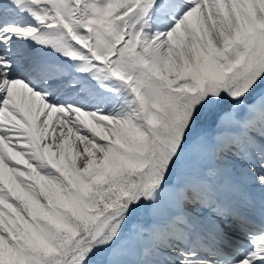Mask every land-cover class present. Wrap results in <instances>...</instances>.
<instances>
[{
    "label": "rangeland",
    "instance_id": "rangeland-1",
    "mask_svg": "<svg viewBox=\"0 0 264 264\" xmlns=\"http://www.w3.org/2000/svg\"><path fill=\"white\" fill-rule=\"evenodd\" d=\"M173 1L166 9L159 5V0L32 2L35 7L41 5L47 10H42L43 14L50 16L45 24L57 22L54 28L62 33L60 37L65 39L68 53L79 61L81 58H89L90 54L89 62L93 63L96 70L105 71L106 75L101 78H107L108 86L112 87L117 96L126 98L125 115L119 114L114 118L122 117L121 120L127 126L121 128V135L117 132L109 142L108 148L111 150L101 151L97 147L94 153L81 154L80 160L74 161L65 151L69 161L54 176L49 175L44 168L34 171L37 172V181L34 172L22 173L32 178L33 191L30 197H24L25 207L15 201L6 202L7 213L3 215L0 224V264H100L106 259V252L129 236L125 228L130 227L134 236L144 232L139 227L143 221L149 219L153 222L152 217L158 215L152 208L154 190L180 184L185 179L186 175H182L181 181L178 178L175 181L174 177L176 173H183L178 163L180 156L200 153V149L207 150L210 144H216V139L222 141L226 134L221 132L228 129H232L228 132L229 146L226 144L227 149L222 148V152L216 156L220 163L228 164L243 182L226 178L214 169L209 173L211 179L215 180L212 189L227 191L219 185L222 176L223 181L229 180V187L237 185L243 195L246 191L250 193L249 188L256 186L257 181L264 182V133L257 134L255 129H248L250 126L239 133L238 128H231L233 126L228 124L232 117L241 115L258 100L264 103V0H240V4L245 5L255 21L257 32L252 33L244 28L232 0H204V5L208 2L211 5L210 11L206 7L202 8V3H198V6L193 0H175L174 4ZM183 5L185 11L180 14L177 11ZM113 8H120L119 20L111 17ZM193 11L199 15L196 18L197 25L201 27L205 38L200 43L201 47L196 46L192 32L185 24L188 22L185 17L190 19ZM156 12L160 14L158 17ZM213 22L218 25L215 27L218 29L216 34L211 32L214 29ZM161 27L162 30L158 29ZM140 33L147 37L142 44L138 41ZM163 34H166L165 45L157 46ZM232 52L237 56L231 57ZM209 56L217 59L218 70L206 65ZM222 62L225 64L222 65ZM10 86L18 91L22 89L14 83H10ZM32 92L38 96L43 93ZM250 92L252 94L248 96ZM133 95L141 102L139 118L134 117L131 102ZM223 95L227 99L226 103L230 104L218 113L215 122L211 124L209 118ZM229 98L235 100L230 102ZM43 103L56 109L59 119L67 118L69 112L66 105L51 101ZM99 103L103 105V101ZM37 105L34 104L35 110ZM259 111L262 109L259 108ZM101 113L111 118L110 114ZM198 115L205 116L196 124ZM69 117L67 122L74 120ZM256 123L258 121L254 119L253 125ZM45 127L43 122L40 130L44 135H53L52 128L47 131ZM76 127L82 126L76 124ZM219 144L215 145L217 149ZM241 145L245 151L246 146L252 147L247 150V159L252 161L244 159L240 154L237 155L239 157L235 156L234 153L238 154L236 148ZM52 146L49 147L50 151L54 150ZM259 146L263 149L253 152ZM81 148L80 145L77 150L81 151ZM236 159L242 164L234 165ZM191 184L192 187L198 186L194 182ZM257 188L263 191L264 183ZM186 191L191 193L190 190ZM242 194L233 195V202L247 207L241 202ZM248 204L258 209L260 218L264 219V213L258 207L260 202L257 205L251 198ZM196 206L204 208L203 211L207 210L209 215L218 213L205 204ZM229 208L235 209L234 206ZM200 210L195 208L187 211L193 218L201 214L205 216L206 213ZM219 210V213L224 211L221 208ZM240 210L236 209L237 212ZM243 214L238 213V216L246 222L242 230L247 233L249 218ZM210 219L220 224L216 218L211 216ZM183 221L184 218L179 220ZM169 224L167 231L174 230L171 226L173 223ZM183 224L188 226L185 222ZM221 226L224 227L222 223ZM97 227L100 229L97 230ZM169 233L170 238L165 241L174 247H167L164 243L156 246L163 251L171 250L168 253L173 254L181 264H190L183 257L179 259L182 254L177 253H186L181 251L186 248V243L178 239L175 240L181 246L169 242L176 235ZM97 238L99 240L95 241ZM139 241L150 243L149 239ZM193 250L189 248L188 252Z\"/></svg>",
    "mask_w": 264,
    "mask_h": 264
},
{
    "label": "bare ground",
    "instance_id": "bare-ground-1",
    "mask_svg": "<svg viewBox=\"0 0 264 264\" xmlns=\"http://www.w3.org/2000/svg\"><path fill=\"white\" fill-rule=\"evenodd\" d=\"M160 1L159 5H162L166 9L173 0ZM232 1L235 8L239 11V18H241L240 20L244 28L250 33L257 32L252 13L245 9V5L243 6L240 4V0ZM32 2H41V0H0V21H5L0 25V55L5 54L4 60L0 58V224H2L3 215L7 213V200L10 202L15 201L19 206L25 207L24 203L26 201L24 202V200L30 197V192L33 191L32 178L24 176L22 173L25 171L30 173L34 172L37 168H44L49 175L54 176L60 173L59 170L65 168L69 161L65 156V151L73 161L75 159L80 160L81 154L89 155L94 153L98 150L97 147H100L101 151H107V149H109L108 145H110L109 142L114 139L115 134H117V132H122V129L127 126L125 121L121 120V116V118H114L117 115L119 116V114L125 115L124 103H126V98L117 96L112 87L108 86L109 82L107 78H101L106 75L105 71L96 70L93 63L89 62L91 57L90 54L89 58H81L82 60L79 61L76 57L68 53L65 39H62L60 37L61 32H57L54 28L57 22L55 21L54 24H45V22L50 19V16L42 13L44 9L41 5L35 7ZM194 2L197 4L202 3V8L206 7L208 11L211 9L209 2L206 3L207 5L209 4V6L206 4L204 5V0H195ZM194 8H196V6H194ZM119 10L120 8H113L111 17L114 19L118 18L119 20L121 15ZM44 11L46 12L47 10ZM156 15L158 17L160 14L156 12ZM198 16L199 15L193 11L190 13V19H188V16L185 17L188 21L185 24L192 32L196 46L201 47L202 45L200 43L205 38L203 37L201 27L197 25L196 18H198ZM27 23L32 24L33 27L28 26ZM215 27H218V25L216 22H213L212 28L214 29L211 31L213 34L218 32V29H215ZM149 34H151V32ZM165 38L166 34L159 37L157 46L162 47L165 45ZM146 40L147 37L140 33L138 37L139 43L142 44L146 42ZM2 42H4V44ZM182 44H184V42H182ZM230 56L234 58L237 55L232 52ZM20 57L22 59L29 57L32 63H38V68L35 70L37 72L34 71V73L29 70L31 74L26 80L19 76L16 79L24 82L33 80V78H38V76L42 75L48 76L38 83L34 82L36 79L33 80L31 85L35 86V89L42 88L43 90L44 88L49 91L52 90L54 100H58V102H67L75 106V109H68L71 115L67 114V118L59 119V112L51 108V106L47 107L43 103L44 101L41 97L33 94L27 89L22 88L18 91L10 86L9 81L11 80L8 81V78L10 77L11 79V74H13L12 71L15 69V66L18 68ZM3 61H7L8 63H5V65ZM225 62H222V65H224ZM220 64L221 63H219V65ZM206 65L216 70L218 68V61L216 58L209 56ZM18 73V75L21 74L20 72ZM63 83H65L66 86L68 85L65 92H63V90L61 91L65 85L59 87ZM55 96H57V99ZM102 101L103 105L99 103ZM34 102L38 104L36 110L39 112H36L34 109ZM131 102L133 103V105L131 103L134 110L133 112H135L134 117L139 118L141 102L136 95H133ZM263 107L264 103L258 100L252 107L245 109L241 115L234 118L232 117L228 124L233 126L231 128H238L237 131L239 133H243L248 126H250L248 129H255L257 134L258 132L264 133ZM259 108L262 109V111H259ZM101 111L110 114L111 118L108 115H103ZM69 116L74 120L67 122ZM254 119H256L258 123L253 125ZM43 122L46 125L45 129L47 131L52 128L51 132L53 135H51V133L48 136L44 135L40 130ZM76 124L82 127L77 128ZM228 130L229 131L226 132L224 131L225 133L221 132L222 134H226L221 139L222 141L215 140L216 144L220 143L218 149L215 146L216 144L213 143L210 144L207 150L200 149V153L193 152L190 153V155L187 154V156L185 155L186 153L182 154L178 159V163L183 173H176L174 177L175 181L177 180L176 178L181 181L182 175H186L185 179L182 180L180 184L172 185L168 188L162 186L156 189L152 195L153 209L156 211V214L170 219L169 223H173L171 226L174 227V230L166 231L165 233V227L169 228L170 224L169 226L164 225V222H162L163 218H158V215H154V218H158L157 224L159 231L151 233L146 229V232L142 233L143 238L150 239L151 242H149L152 247L149 243L139 242L138 238L135 239V236H133V238L127 237L118 246L110 250L108 249L109 251L106 252V259L101 261L100 264H163V262L165 264L166 260H170L171 264H181V262L174 259L175 256L173 254L162 252L158 246H156L159 243H164L167 247H174L165 241L167 238H170L168 236V234H170L169 232L176 234L172 236L174 239L169 240V242L181 246L182 244L175 239L180 241L183 240L186 243L187 249L190 247L197 248L187 252L188 255L186 254V257H183L185 261L190 262V264H195L198 261V258H192L190 255L197 254V252L204 247L215 249L213 251L221 249L218 250L220 253L223 255H230V249L225 248V242H229V234L224 236V234L216 233L215 230H219L216 227L217 222L211 221V216L207 213V210L203 211L204 208L196 206L197 204H205L209 209H212V211H220L219 208L223 209L224 211H221L223 214H229L226 218L216 213L212 218L228 222V227H224L225 229L232 228L244 236H251V234L249 232L243 233L242 229L246 225V222L241 220L242 218L238 216V213L242 214L244 212V217L251 218L258 223V227L264 228V219L260 218L259 210L248 204V199L251 198L257 205L258 202H260L258 207H260L262 213H264V190L260 191L257 188L262 186L264 182L257 181L256 186H251L249 188L248 191L250 193L246 191L243 195L242 190L238 188L237 185L229 187V180L227 182L226 180L223 181V176L240 180V178L234 174L235 172L232 171V168L228 164L220 163L216 156V154L222 152V148H226V144L229 146V141H227L229 137L228 132L232 129ZM84 133L90 137L91 140L87 139L85 135L83 137L82 135ZM93 142L97 143V145H93ZM52 145L54 146V150L50 151L49 147ZM80 145L82 146L81 151L77 150ZM231 147L232 146H230V148ZM236 147L237 146H233L232 148ZM246 148V151L243 145H241L240 148H236L238 154L234 153L236 154L235 156L239 157L237 155L240 154L244 159H247V150H250L252 147L246 146ZM262 149L263 148L259 146L254 148L253 152L257 153ZM235 162L237 163L234 165L242 164L239 159H236ZM214 169H217L223 175L222 178H219V185L222 189L227 191L219 192L217 189H212L213 185H215V180L211 179L209 173ZM213 175L215 176V173ZM34 179L35 181L38 180L37 172L35 173ZM48 180L50 179L48 178ZM175 181L174 183H176ZM202 181H204V183H201ZM193 182L196 185L198 184V186L192 187L191 183ZM186 190H190L191 193H187ZM241 194L243 199L241 202L247 205V207H243L241 204H234L233 202V195L241 196ZM258 195H260V197H258ZM212 197H216L217 199L214 200ZM189 202L191 203L188 205ZM231 206H234L235 209L229 208ZM184 207L187 214L189 213L187 210L191 211L195 208L201 209L200 211L206 214L205 216L201 214L196 218H193L189 214L185 217L179 216L177 213ZM237 208H241L240 212L236 211ZM208 212L210 211L208 210ZM202 216L208 219V221L205 222ZM181 218H184L183 222H185V224L187 223L188 226H184L183 222H179ZM187 218L192 219V221L187 220ZM176 219L177 223L174 221ZM96 229L99 230L100 227ZM261 234L263 236L259 237ZM256 235L258 236H254V245L252 244L250 247L248 255L237 264H262L264 262V254H262L264 253V242L260 240H264V231ZM142 237L140 236L139 238L141 239ZM217 237L220 238V240Z\"/></svg>",
    "mask_w": 264,
    "mask_h": 264
},
{
    "label": "trees",
    "instance_id": "trees-1",
    "mask_svg": "<svg viewBox=\"0 0 264 264\" xmlns=\"http://www.w3.org/2000/svg\"><path fill=\"white\" fill-rule=\"evenodd\" d=\"M233 95H234V94H233ZM234 96H235V95H234ZM220 99H221V100H218L217 103L215 104V105H217V106L215 107V110H214V112H213L214 114H212L211 117L209 118L210 120H211L212 117L215 115V113L217 112V110H219V108L222 107V106L226 103V101H227V99H225L224 95L221 96ZM200 116H201V115H198V117H197V119H196V124H199L201 118H202L203 116H205V115H202L201 117H200ZM195 117H196V116H195ZM185 137H187V136H185ZM184 142H186V141H184Z\"/></svg>",
    "mask_w": 264,
    "mask_h": 264
}]
</instances>
